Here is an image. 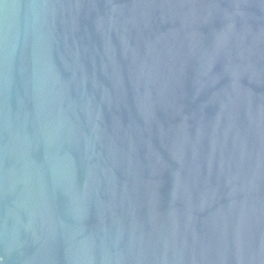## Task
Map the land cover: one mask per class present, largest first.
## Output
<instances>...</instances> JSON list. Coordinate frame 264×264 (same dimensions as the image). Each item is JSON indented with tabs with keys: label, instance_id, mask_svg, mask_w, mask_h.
Returning a JSON list of instances; mask_svg holds the SVG:
<instances>
[{
	"label": "water",
	"instance_id": "1",
	"mask_svg": "<svg viewBox=\"0 0 264 264\" xmlns=\"http://www.w3.org/2000/svg\"><path fill=\"white\" fill-rule=\"evenodd\" d=\"M0 264H264V0H0Z\"/></svg>",
	"mask_w": 264,
	"mask_h": 264
}]
</instances>
